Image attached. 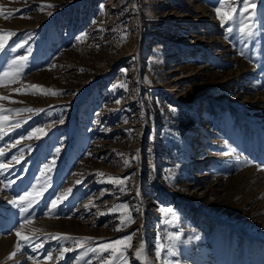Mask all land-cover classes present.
Wrapping results in <instances>:
<instances>
[{
  "label": "rangeland",
  "instance_id": "374dc122",
  "mask_svg": "<svg viewBox=\"0 0 264 264\" xmlns=\"http://www.w3.org/2000/svg\"><path fill=\"white\" fill-rule=\"evenodd\" d=\"M255 4L252 20L237 12L222 26L219 0H0L11 14L0 30L15 33L0 71L27 57L18 82L0 87L16 101L0 100L12 110L0 133V264H104L112 250L100 246L130 235L127 264H141V242L147 264H264V0ZM33 186L21 229L10 202ZM18 230L30 239L18 243ZM170 233L178 255L157 259Z\"/></svg>",
  "mask_w": 264,
  "mask_h": 264
},
{
  "label": "snow or ice",
  "instance_id": "6c2138e0",
  "mask_svg": "<svg viewBox=\"0 0 264 264\" xmlns=\"http://www.w3.org/2000/svg\"><path fill=\"white\" fill-rule=\"evenodd\" d=\"M238 3H240L242 6L237 9V7L235 6V4L233 3V0H219V6L214 8V11L216 12V16L217 19L221 22V25H227L230 21H233L235 19V16L237 14V12H239V14L243 17L247 15V19L248 20H252L253 14H248L249 13V9L254 10L256 8V4H255V0H237ZM45 7L47 8H51L53 7V5H41L39 10H43ZM101 12H103V8H101ZM50 14V13H49ZM9 16H4L3 11L0 10V17H3L5 19L10 18ZM241 24L244 25V22L241 21ZM233 31L232 28H226V33H231ZM239 32L242 35H248L251 36L253 34L252 31V26L251 25H246V26H241L239 28ZM13 35H15V33L13 32H7V31H2L0 30V52H3L6 50V45H7V41L8 39H10ZM78 40L81 39V37L77 38ZM121 39H124V37H121ZM22 44H15V45H8V48L12 51V52H16L18 48L22 47ZM27 59V57L21 56L18 59H12L10 61L7 62L6 67H4L3 71H0V87H7L9 85L15 84L18 82L22 71H23V64L21 63L22 61H25ZM121 86H125V85H121ZM29 88L34 90L35 94L36 92H39L43 95H58L59 93H57L55 90L53 89H43L41 86L38 85H29ZM13 91L17 92L18 94H26L24 92L21 91V89H14ZM0 100H7L11 103H15L16 101H12L10 100L9 96H2L0 95ZM21 111H25V112H33L35 111L34 109H30V108H26L23 110H16L14 114L19 115ZM5 113H12V110L10 109H4L3 107H0V133L4 132V124L8 123V116ZM61 123H63V121H60ZM21 125L19 122L16 123H9V127L11 128H19ZM44 130L41 128H37V129H33L31 133H29L28 139H31L33 136H35L36 139H39L40 136L39 134H43ZM20 141H16V143H19ZM14 146V145H13ZM59 151V150H57ZM228 155H231L232 153H226ZM4 155V151L3 149H0V156ZM13 161H16L17 158L15 156L12 157ZM125 165L128 164V161L125 160ZM8 167L7 164L4 163H0V170L6 169ZM46 170H50V167L48 165L45 166ZM0 174H2V172H0ZM43 175V173H42ZM98 175L103 176V173H98ZM108 182L117 184V185H123L126 183L125 179L122 178H116V177H108ZM121 191H124L125 189L123 187H121L120 189ZM39 195L38 192L35 191V186H33V191H28L26 192L24 195L19 196L18 200H13L10 203L13 205V207H17L19 209V212L21 214V218L23 220V222L21 223L20 227L21 229L27 225V224H31L32 221L30 219H23V215L28 212V209L31 207V205L33 203L36 202V198ZM137 195H139V192L137 193ZM62 198V197H61ZM60 199V198H58ZM56 203L57 201H52V208L49 209V212L52 211L53 208L56 207ZM117 209L122 210L123 213H125L126 215L121 219V225L125 226V221H127L128 223L132 222V218L130 213L128 212V206L127 205H117L114 206L112 211H116ZM168 213L171 214L172 218L175 219L176 218V214L173 212L172 209H168L167 210ZM165 223H169V220H165ZM120 228H117V231H119ZM15 235L18 238V243L19 240H24V241H28L30 239L29 236L27 235H22L21 231H16ZM65 239H68V237H64ZM53 239H60V237H53ZM88 239V238H85ZM180 239L178 234H169L168 235V240L172 241L171 244H164L161 242H157V246H156V251H155V255L157 259H161L162 257V253L167 254V256H177V250H176V242H178ZM132 240V236H128L126 238H124L123 240H116L110 243H106L100 246V252H107L109 251V249L112 250V255L106 260L104 261V264H115L116 261H124V264H127V261L124 258V251L130 247V241ZM77 244H80L82 246V241L77 240L76 241ZM118 245H124L123 249H119L116 246ZM42 245H37V247H41ZM67 251H69V249L67 248H62L60 250L61 252V258L63 257L64 253H66ZM89 251L92 252H96L97 249H89ZM13 255H15V253H13ZM136 257L138 259L141 260V264H147V257L144 255V244L143 242H141L139 248L137 249L136 253H135ZM11 258V257H9ZM46 259H51L50 256L45 257ZM163 264H171L170 261L164 260Z\"/></svg>",
  "mask_w": 264,
  "mask_h": 264
}]
</instances>
